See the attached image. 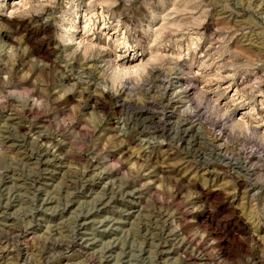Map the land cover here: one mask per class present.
I'll return each instance as SVG.
<instances>
[{"label": "rangeland", "instance_id": "374dc122", "mask_svg": "<svg viewBox=\"0 0 264 264\" xmlns=\"http://www.w3.org/2000/svg\"><path fill=\"white\" fill-rule=\"evenodd\" d=\"M0 264H264V0H0Z\"/></svg>", "mask_w": 264, "mask_h": 264}]
</instances>
